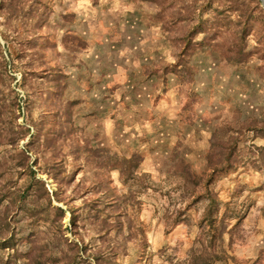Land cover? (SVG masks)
<instances>
[{"label": "rangeland", "instance_id": "obj_1", "mask_svg": "<svg viewBox=\"0 0 264 264\" xmlns=\"http://www.w3.org/2000/svg\"><path fill=\"white\" fill-rule=\"evenodd\" d=\"M200 248L264 264L262 1L0 0V264Z\"/></svg>", "mask_w": 264, "mask_h": 264}, {"label": "trees", "instance_id": "obj_2", "mask_svg": "<svg viewBox=\"0 0 264 264\" xmlns=\"http://www.w3.org/2000/svg\"><path fill=\"white\" fill-rule=\"evenodd\" d=\"M236 203V201L234 200ZM246 205L245 203H240L238 207L234 209V206L231 207V209L228 207L226 211L223 213L222 218L223 220H230L232 218H235V223L232 224V227L238 224L242 216L245 214ZM66 245L76 247V243L74 242H68L67 238L64 239ZM189 261L191 264H214L212 261H209L207 258V255L205 253L204 248L196 249L194 252L191 253V256L189 258ZM66 264H72V263H66Z\"/></svg>", "mask_w": 264, "mask_h": 264}, {"label": "water", "instance_id": "obj_3", "mask_svg": "<svg viewBox=\"0 0 264 264\" xmlns=\"http://www.w3.org/2000/svg\"><path fill=\"white\" fill-rule=\"evenodd\" d=\"M262 1V3L264 4V0H261Z\"/></svg>", "mask_w": 264, "mask_h": 264}]
</instances>
